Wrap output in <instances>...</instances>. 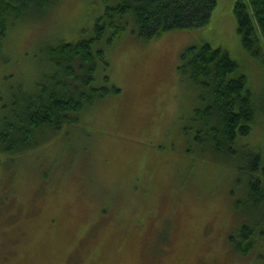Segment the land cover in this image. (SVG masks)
Instances as JSON below:
<instances>
[{
	"label": "rangeland",
	"instance_id": "obj_1",
	"mask_svg": "<svg viewBox=\"0 0 264 264\" xmlns=\"http://www.w3.org/2000/svg\"><path fill=\"white\" fill-rule=\"evenodd\" d=\"M235 1L217 0L199 28L148 41L128 30L99 44L105 64L95 85L118 92L37 147L0 153V264H264V240L246 256L227 241L248 221L234 209L243 175L233 162L188 151L184 134L195 105L178 72L188 46L225 49L257 102L264 97V63L241 45ZM53 3L9 30L0 49L2 99L37 78L45 44L90 32L100 11L99 0ZM240 141L264 150V117Z\"/></svg>",
	"mask_w": 264,
	"mask_h": 264
},
{
	"label": "trees",
	"instance_id": "obj_2",
	"mask_svg": "<svg viewBox=\"0 0 264 264\" xmlns=\"http://www.w3.org/2000/svg\"><path fill=\"white\" fill-rule=\"evenodd\" d=\"M52 1L57 0H0V49L13 25L35 13L47 14L56 5ZM216 3L99 0L90 32L45 44L37 78L9 87L7 100L0 97V153L15 155L37 147L64 125L76 124L83 111L110 92H118L95 85L97 65L105 64L102 46L128 30L148 41L174 30L199 28L208 23ZM233 13L242 47L264 63V0H236ZM178 72L194 91L195 105L184 128L188 151L199 149L205 158L229 166L233 162L243 175V198L234 209L241 206L248 221L227 241L239 256H246L264 240V150L240 140L251 134L258 116L264 117V97L257 102L242 67L225 49L208 43L188 46L180 55Z\"/></svg>",
	"mask_w": 264,
	"mask_h": 264
}]
</instances>
